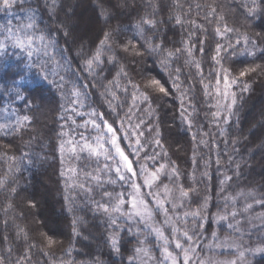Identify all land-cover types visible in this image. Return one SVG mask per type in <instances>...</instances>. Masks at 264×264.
I'll use <instances>...</instances> for the list:
<instances>
[{
    "label": "trees",
    "instance_id": "1",
    "mask_svg": "<svg viewBox=\"0 0 264 264\" xmlns=\"http://www.w3.org/2000/svg\"><path fill=\"white\" fill-rule=\"evenodd\" d=\"M79 1L97 7L95 31L78 34L67 24ZM246 5L252 0H17L10 12L0 11V30H15L34 13V28L26 31L35 38L31 57L13 48L0 57V125L5 126L0 128V264H170L168 253L184 264L186 253L175 247V237L189 247L187 228L198 233L193 239L199 251L219 245L226 250H216L218 256L240 264L238 253L248 251L245 264H264V253L249 251L264 246V208L247 195L264 197V71L240 77L246 69H264V0H256L251 14ZM146 16L154 17L157 28L145 35L158 33L156 43L164 37L162 53L140 48L135 25ZM104 32H112L113 39L101 46ZM41 34L57 42L47 55ZM5 35L0 31V41ZM128 41L140 54L124 50L120 42ZM97 55L99 63L89 71L86 62ZM229 104L234 114L225 124L212 114L227 116ZM117 111V143L139 178L127 172L99 119L104 114L111 123ZM141 129L144 134L137 137ZM137 139L143 144L138 153ZM85 143L98 155L84 149ZM161 164L165 167L152 180ZM147 179L154 184L144 192ZM133 184L140 186V198L145 195L147 207L137 208L146 210L149 227L134 226L131 234L125 228L117 253L108 242L109 215L124 217L96 209L94 200L106 189L115 205L116 194H122L126 203L120 207L131 214ZM181 189L188 195L181 196ZM165 193L163 208L150 201ZM248 204L253 208L244 211ZM192 212L207 218L203 229L196 228ZM232 212L238 213L235 219ZM221 215L227 219H214ZM229 221L239 231L230 229ZM24 253L31 259H21Z\"/></svg>",
    "mask_w": 264,
    "mask_h": 264
},
{
    "label": "snow or ice",
    "instance_id": "2",
    "mask_svg": "<svg viewBox=\"0 0 264 264\" xmlns=\"http://www.w3.org/2000/svg\"><path fill=\"white\" fill-rule=\"evenodd\" d=\"M21 3H23V0H20ZM17 4V0H0V11H3L5 13L10 12ZM255 4H256V0H252V6H247L249 7V11L250 14L251 12L255 11ZM215 12L216 9H213V14H214V19H215ZM68 20H71L72 18L69 16L67 18ZM221 19H224L223 17H221ZM28 20L29 22L25 25H18L17 28L14 30L12 27H6L3 30L0 31H4L6 32L5 35V39L0 41V57H4L7 56L9 54L8 49L9 48H13V49H17L23 52H26L27 55L29 57H31L33 55V51H34V43H35V38L29 34L26 30L28 29H33L34 28V13H28ZM176 23L180 24L181 21L179 18H176ZM64 26V25H62ZM147 26V28L145 27ZM136 29H137V34L140 37V40H143V44H140V48H144L145 46H147L148 51L153 52V53H162L164 51V37L160 36V43H156V38L158 36V33L156 32H152L150 35H145L146 31H148L149 29H155L157 28V22L155 21L154 17L152 16H146L144 18H142L139 23H137L135 25ZM233 29H230L228 27L224 28V31H232ZM220 30L217 29V32H219ZM24 35L26 39H20L21 35ZM71 35V31H65V36H69ZM39 41L43 43L44 45V51H45V55H47V49L49 47H52L53 45H56L57 42L53 39L46 38L43 34H41L39 36ZM113 39V33L112 32H104V39L100 40V45L103 46L105 45L108 41H111ZM118 40V38H117ZM119 42V41H118ZM122 43V45L124 46V50L125 51H129V50H133L136 52V54H140L139 49L136 48V44H133L131 41H128L126 44L124 42H120ZM137 44L140 43L139 40L136 41ZM246 43H248V41L246 40ZM253 44H255V42H251ZM237 44H239V41H237ZM179 51V50H178ZM218 52L220 51H225V49L223 48H218L217 49ZM249 55H252V52L248 53ZM169 56H172L173 53L169 52L168 53ZM213 59H216V57H213ZM87 68L89 71L92 70V66L94 63L98 64L99 63V56L97 55L96 57H94L93 59H89L87 60ZM162 64H165L166 61L162 60L161 61ZM258 69L264 71V69H261L260 66H256L253 68H249L246 69L244 71L240 72V77H245L246 75H248L249 73H255ZM225 72H227V70H225ZM120 73H125L126 74V70L125 68L121 67L120 68ZM119 75V73H118ZM45 79H47V75H45ZM228 80L227 78H225L224 83L227 85L228 84ZM231 83L235 84L238 83L237 80H232ZM151 84L156 85L159 88V92L164 93L165 95H167V92L165 91V88L162 86H159L158 81L156 80H152ZM249 90V86L248 84H244L242 91L243 92H247ZM17 95L19 96V92H17ZM23 98V97H21ZM144 100L147 101L148 97H144ZM236 103V99L235 97L233 98V104ZM233 104H229L227 105V109H228V115L224 116V117H220L218 113H213L212 115L217 117L218 120L222 119L223 123L227 124L229 117L231 115H233L234 113L232 112V106ZM111 107V105H110ZM127 118V116L125 117ZM24 120H27L28 117L25 116L23 118ZM100 120L104 121L103 123V128L107 129V133L110 134L111 136V143L113 145V147L115 148L116 153L119 154L120 159L124 162V164L127 166V172L131 173L132 175H135L137 178H139L140 173H134L133 172V167L132 165L129 163L128 157L125 155L124 151L121 150L120 146L117 143V133L121 130L119 128L115 127V122L116 119H120V112L117 111L116 112V117L115 119H113L111 121V123H109L106 119V116L104 114H101L99 117ZM123 125V120L121 121V126ZM4 125H0V128H4ZM127 131V130H126ZM143 130L141 129L140 131L136 132L137 137H139L140 135H143ZM157 135H159V133H157ZM156 144L158 146H160V140H156L155 141ZM131 143V141H130ZM102 147V145H101ZM84 149H87L89 151V153L91 155H98L97 150L93 147H91L89 144L85 143L83 145ZM143 148V144L142 142L137 139L136 140V147L134 148L135 152H140ZM147 155V153L145 154ZM150 159L153 157H149ZM105 159H107V156H105ZM165 167V165L161 164L157 169L156 172L152 174V180H156L158 179V175L161 171V169H163ZM116 172L119 176V179L121 181L125 180V175L122 174L120 172V167L117 166L116 168ZM226 179H231V177H226ZM110 183H115V180L109 181ZM223 183V181L221 182ZM145 184L147 186H149V189L151 191V181L146 180ZM134 188H136L137 192H139L141 190L140 186L133 184L132 185ZM165 189L167 190V185L164 186ZM13 191H15V189H13ZM188 192L184 191L183 189H181V196H187ZM250 198L254 199L256 203L259 204V206L261 208H264V197L259 198L258 200L255 199V195L254 193H248L247 194ZM116 199L118 200V203L113 205L111 203V201L113 200V193L109 192L106 189H103L101 192V199L99 201H95V207L96 209L102 210L104 213H110L111 212H119L121 217H124L123 220H121L118 217H114L109 215V228L111 229V233L109 235L108 238V242L110 243V246L112 248L113 251L119 253L120 252V245H121V232H123L125 230V228H127L128 232L131 234L133 232V228L134 226H138L140 224H144L145 227H149L146 216L144 213L137 211L135 213H125L120 205L126 203V200L123 198L122 194H116ZM140 204H145L144 200L140 201ZM30 207H34V204H30ZM207 202L204 203L203 207L207 208ZM132 207H137V205L135 203L132 204ZM145 207H147V205H145ZM160 207L163 208V204H160ZM173 207L175 208V205H173ZM253 208V204H248L247 207L244 209V211H247L248 209H252ZM165 211H167L165 209ZM189 213H185V216H188ZM190 215L192 216L193 219H195L197 221L196 223V228L198 229H203L205 227V223L207 222V218L206 217H200V214L198 212H192L190 213ZM238 215L237 212H232L231 216L233 219L236 218V216ZM152 213L148 212L147 213V217L151 218ZM214 219H216L217 221H223L227 219L226 215H221V216H217L214 217ZM201 220H203L204 222H201ZM228 227L230 229H232L233 231H239L238 228H235L232 224L231 221L228 222ZM262 227H264V225H262ZM136 231L139 232L141 231V229H139L138 227L136 228ZM152 231H154L157 235V238H163L164 233L160 230L159 227H154L152 228ZM173 231L175 232L176 230L173 229ZM184 237H185V242L189 244V247L185 248L184 243L180 242V237L176 236L175 240V247L177 249H181L183 250L186 255L184 257V264H191V260L189 259V257L187 256L188 252H194L195 248L192 247V245H194L196 243V240L193 239V237H197L198 238V233L193 230L191 233L185 231L183 233ZM199 235H202V233H200ZM213 237L216 236V233L213 232L212 233ZM49 244L52 243L51 240L48 241ZM141 244L144 243L143 240L140 241ZM168 241L165 240V244H167ZM264 243V242H262ZM35 247V245H31L29 247V252L31 251V248ZM137 251H141V249H137ZM165 251L167 252V248H165ZM249 251L254 252V253H264V246H258L254 249H249ZM243 253H241V257H243ZM168 256L171 257V253H168ZM21 259H31V257H29L27 255V253H24L21 256ZM17 264H19V262H17ZM231 264H235V261H232Z\"/></svg>",
    "mask_w": 264,
    "mask_h": 264
},
{
    "label": "rangeland",
    "instance_id": "3",
    "mask_svg": "<svg viewBox=\"0 0 264 264\" xmlns=\"http://www.w3.org/2000/svg\"><path fill=\"white\" fill-rule=\"evenodd\" d=\"M100 1L104 2L105 0H100ZM115 4H116V2H115ZM77 5H79V6L74 9V14L70 16L72 19L68 20L67 19L68 17L66 18L67 24L70 26L72 31L76 28L75 32L78 33V34H81V33L82 34H86L87 30H92V31L94 30L95 31V29H96V19L98 20L97 7L95 6V4L91 3V2L85 3V2H80L79 1ZM118 6L120 7V5H118ZM255 121L256 122H254V124L255 123L256 124L260 123V119H257V120L255 119ZM257 147L261 148L262 144L258 145ZM145 181L146 180L142 181L143 191L144 192H148L149 186H147L145 184ZM153 184L154 183H152L151 186ZM139 193H140V191L137 192V194L134 196V198L130 200L131 206H132L133 203H135L136 205H139L140 201L145 199V195H143V198H140ZM153 198H154V200L150 199V201L153 204H155L157 206H160L161 203L163 205H165V203L167 202V198L168 197H167V193H165L162 196V198H161V195H154L153 194ZM144 205H146V204H144ZM137 211H140V212L146 214V210H143L142 207H140V208L131 207V211H130L131 213H135ZM186 231L189 232V229L187 228ZM192 247L195 248V251L187 253V256L191 260V264L197 263L196 259L199 261V264H231L232 261H235L236 262L235 264H238V260L237 259H235V260L234 259H227V257L225 255L218 256V254H216V252H217L216 250H218V251L226 250V249H224V247L223 248L221 247L220 249H218L220 247L219 245H217L213 249H210V250H207V251L204 250V252L203 251H199V246L197 244L195 246L192 245ZM246 252H248V251H246ZM245 253H243L244 254L243 257H241V253L240 254L238 253V256L240 257V264H245V261H244L245 260V257H244ZM185 255H182L183 263H184ZM168 259L170 261V264H176V261L174 260L173 256L169 257Z\"/></svg>",
    "mask_w": 264,
    "mask_h": 264
}]
</instances>
